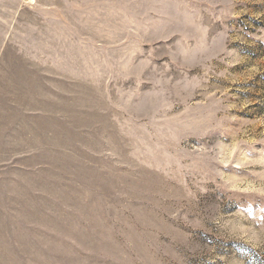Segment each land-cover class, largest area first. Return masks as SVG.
<instances>
[{"label": "rangeland", "instance_id": "rangeland-1", "mask_svg": "<svg viewBox=\"0 0 264 264\" xmlns=\"http://www.w3.org/2000/svg\"><path fill=\"white\" fill-rule=\"evenodd\" d=\"M0 264H264V0H0Z\"/></svg>", "mask_w": 264, "mask_h": 264}]
</instances>
